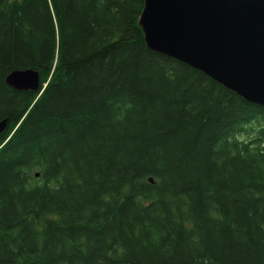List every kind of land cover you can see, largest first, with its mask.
Returning <instances> with one entry per match:
<instances>
[{"label": "trees", "instance_id": "16d2710c", "mask_svg": "<svg viewBox=\"0 0 264 264\" xmlns=\"http://www.w3.org/2000/svg\"><path fill=\"white\" fill-rule=\"evenodd\" d=\"M144 6L0 0V264H264V106L148 49Z\"/></svg>", "mask_w": 264, "mask_h": 264}, {"label": "water", "instance_id": "95a60500", "mask_svg": "<svg viewBox=\"0 0 264 264\" xmlns=\"http://www.w3.org/2000/svg\"><path fill=\"white\" fill-rule=\"evenodd\" d=\"M139 25L151 51L264 106V0H145ZM5 82L38 92L41 77L32 68L13 69ZM7 125L0 120V134Z\"/></svg>", "mask_w": 264, "mask_h": 264}, {"label": "bare ground", "instance_id": "6f19581e", "mask_svg": "<svg viewBox=\"0 0 264 264\" xmlns=\"http://www.w3.org/2000/svg\"><path fill=\"white\" fill-rule=\"evenodd\" d=\"M37 174H39V173H36V175H37ZM38 176H39V175H38ZM38 176H36V177H38Z\"/></svg>", "mask_w": 264, "mask_h": 264}, {"label": "flooded vegetation", "instance_id": "af4514ba", "mask_svg": "<svg viewBox=\"0 0 264 264\" xmlns=\"http://www.w3.org/2000/svg\"><path fill=\"white\" fill-rule=\"evenodd\" d=\"M7 129V128H6ZM2 134V133H1Z\"/></svg>", "mask_w": 264, "mask_h": 264}]
</instances>
